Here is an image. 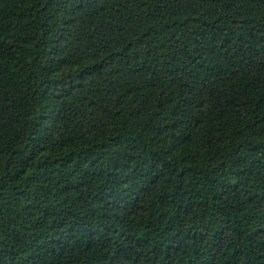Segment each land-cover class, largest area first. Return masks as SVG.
Returning a JSON list of instances; mask_svg holds the SVG:
<instances>
[{"label": "trees", "instance_id": "trees-1", "mask_svg": "<svg viewBox=\"0 0 264 264\" xmlns=\"http://www.w3.org/2000/svg\"><path fill=\"white\" fill-rule=\"evenodd\" d=\"M0 264H264V0H0Z\"/></svg>", "mask_w": 264, "mask_h": 264}]
</instances>
